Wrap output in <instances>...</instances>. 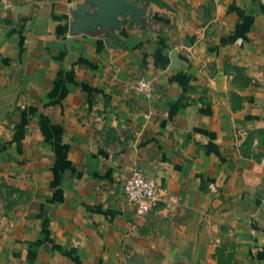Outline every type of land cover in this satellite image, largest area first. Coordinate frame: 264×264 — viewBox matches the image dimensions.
<instances>
[{
	"label": "crops",
	"instance_id": "crops-1",
	"mask_svg": "<svg viewBox=\"0 0 264 264\" xmlns=\"http://www.w3.org/2000/svg\"><path fill=\"white\" fill-rule=\"evenodd\" d=\"M127 1L0 0V264H264V0Z\"/></svg>",
	"mask_w": 264,
	"mask_h": 264
},
{
	"label": "built area",
	"instance_id": "built-area-1",
	"mask_svg": "<svg viewBox=\"0 0 264 264\" xmlns=\"http://www.w3.org/2000/svg\"><path fill=\"white\" fill-rule=\"evenodd\" d=\"M134 89L143 95H149L151 91L149 80L139 79ZM209 188L214 191V186L210 185ZM122 194L126 201L135 205L136 214L141 215L154 205L158 185L153 178L145 176L140 169L134 168L122 182Z\"/></svg>",
	"mask_w": 264,
	"mask_h": 264
},
{
	"label": "water",
	"instance_id": "water-1",
	"mask_svg": "<svg viewBox=\"0 0 264 264\" xmlns=\"http://www.w3.org/2000/svg\"><path fill=\"white\" fill-rule=\"evenodd\" d=\"M90 2H92L91 14L79 18L72 26L74 30L87 29L95 24L104 27L115 26L119 16L128 15L134 20L139 18L137 6L127 0H90Z\"/></svg>",
	"mask_w": 264,
	"mask_h": 264
}]
</instances>
